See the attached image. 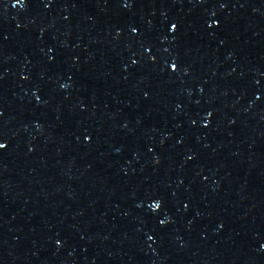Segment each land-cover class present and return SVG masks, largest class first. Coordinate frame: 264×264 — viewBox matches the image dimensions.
I'll return each instance as SVG.
<instances>
[{
  "label": "water",
  "instance_id": "obj_1",
  "mask_svg": "<svg viewBox=\"0 0 264 264\" xmlns=\"http://www.w3.org/2000/svg\"><path fill=\"white\" fill-rule=\"evenodd\" d=\"M0 264H264V0H0Z\"/></svg>",
  "mask_w": 264,
  "mask_h": 264
}]
</instances>
